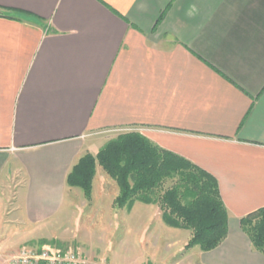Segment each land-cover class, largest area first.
<instances>
[{
  "label": "crops",
  "instance_id": "crops-1",
  "mask_svg": "<svg viewBox=\"0 0 264 264\" xmlns=\"http://www.w3.org/2000/svg\"><path fill=\"white\" fill-rule=\"evenodd\" d=\"M0 11V252L84 216L102 226L113 210L121 227L122 212L158 207L119 208L99 165L80 210L68 184L106 133L139 129L219 182L229 234L198 264H264L240 226L264 207V0H0Z\"/></svg>",
  "mask_w": 264,
  "mask_h": 264
},
{
  "label": "trees",
  "instance_id": "trees-1",
  "mask_svg": "<svg viewBox=\"0 0 264 264\" xmlns=\"http://www.w3.org/2000/svg\"><path fill=\"white\" fill-rule=\"evenodd\" d=\"M0 16L8 17L1 11ZM97 165L117 183L115 204L119 208L130 210L136 202L156 204L167 225L190 230L185 250L198 246L211 251L227 238L229 214L217 178L143 133L123 132L96 155L85 154L73 167L68 184L80 188L88 201L92 200ZM240 226L264 254V207L242 217Z\"/></svg>",
  "mask_w": 264,
  "mask_h": 264
},
{
  "label": "rangeland",
  "instance_id": "rangeland-1",
  "mask_svg": "<svg viewBox=\"0 0 264 264\" xmlns=\"http://www.w3.org/2000/svg\"><path fill=\"white\" fill-rule=\"evenodd\" d=\"M133 130L141 132L139 129L108 132L104 136L105 144L119 134ZM116 187L119 191L117 183ZM79 191L81 193L79 198L80 210L84 205L83 201L86 199L83 191L81 189ZM104 203L107 202L104 201ZM90 210L88 204L86 213L88 214ZM138 210L131 217L123 215L122 212L121 227L113 223V220L116 221L118 218L117 215L113 214V210H111L112 212L106 210L105 218L110 219V221L102 226L96 225L101 221L100 216L94 222H89L87 216H84L81 225L73 223L45 231L44 234H47L48 238L43 241L46 242L34 241L12 249H2L0 260L3 261V264H10L11 257L17 255L24 247L73 249L85 257L102 261L105 264H198L199 254L207 257L208 253L202 251L198 246L185 250L188 238L192 235L191 231L167 225L161 217L159 206L151 208L144 205L143 209L138 208ZM126 219L129 220L128 226L124 224ZM169 228L176 229L177 232H173Z\"/></svg>",
  "mask_w": 264,
  "mask_h": 264
},
{
  "label": "built area",
  "instance_id": "built-area-1",
  "mask_svg": "<svg viewBox=\"0 0 264 264\" xmlns=\"http://www.w3.org/2000/svg\"><path fill=\"white\" fill-rule=\"evenodd\" d=\"M10 264H105L85 257L73 249L24 247L9 260Z\"/></svg>",
  "mask_w": 264,
  "mask_h": 264
}]
</instances>
